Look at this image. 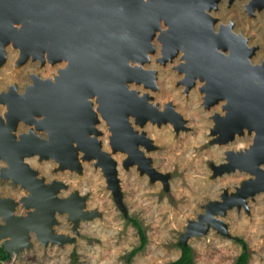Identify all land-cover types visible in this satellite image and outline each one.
<instances>
[{
  "label": "water",
  "instance_id": "obj_1",
  "mask_svg": "<svg viewBox=\"0 0 264 264\" xmlns=\"http://www.w3.org/2000/svg\"><path fill=\"white\" fill-rule=\"evenodd\" d=\"M217 2L0 0L1 62L4 61L3 47L10 40L21 47L20 62L28 58L45 62L44 55L51 64L65 62L52 78L34 76L22 93L12 86L0 94L3 95L1 102L6 106V122L0 117V158L5 162L0 178H11L12 182L24 186L30 192L25 197L29 203L26 208H34L26 215L18 216L13 211L16 202L0 198V215L6 222L0 225V239L9 236L2 243L4 252L15 254L31 247L28 231H34L45 244L48 241L51 244L66 243L69 236L56 233L52 227L58 224L55 219L57 210H67L75 226L81 218L91 220L96 214L94 210L82 209L86 196H81L77 190L59 197L57 194L65 184L57 180L45 183L44 177H38V172L24 160L27 157L52 160L59 164V169L64 166L80 169L77 157L80 150L85 159H97L96 164H101L109 176L106 187L112 190L117 204H121L116 162L110 159L109 152L100 150L98 132L94 127L98 120L91 101L86 100L94 92L100 98V112L112 123V151L126 152L124 168L136 162L140 173L147 172L154 180L159 175L160 179H167V175L152 169L151 157L138 150L141 137L148 151L150 141L132 130L128 117L134 116L135 123L142 125L147 118L159 123L166 121V117L178 120L179 116L170 108L171 102L165 112H158L157 106L152 108L147 103V96L139 97L135 91L128 92L124 83L134 77L151 80L150 72L128 63L129 57L141 64L147 61L146 52L154 49L150 41L160 23L167 27L160 38L165 58H168L161 63L184 51L188 77L198 72L208 78L209 95L213 96L210 104L219 96L231 97L226 105L231 112L219 118L216 125L217 131L226 138L225 142L232 140L235 130L244 125L260 129L248 146L234 150L235 153L228 150L224 158L228 160L224 166L226 172L239 168L249 172L251 177L244 183L239 182L234 192L228 193V189H224L218 200L203 204V214H197L196 220L188 222L180 242L185 244V238L192 230L202 232L210 227L229 234L224 221H210L208 209L213 206V209H220L219 213L233 205L236 210H240L241 205L248 209V200L264 189V169L260 168L264 162V133L260 134L264 131V77L258 76L264 73V67L255 70L258 66L249 63L250 49L242 42L246 40L241 39L239 33V36L233 35L230 25L214 31V21L206 13L211 7L216 9ZM14 23L19 24V29ZM230 42L233 47L228 46ZM236 45L239 46L237 49ZM152 73L156 74V70L153 69ZM20 120L35 124L33 130L16 137L13 130ZM37 130L45 131L46 137L37 135ZM123 137L132 141L119 143ZM229 195H232L231 203L226 204Z\"/></svg>",
  "mask_w": 264,
  "mask_h": 264
},
{
  "label": "rangeland",
  "instance_id": "obj_2",
  "mask_svg": "<svg viewBox=\"0 0 264 264\" xmlns=\"http://www.w3.org/2000/svg\"><path fill=\"white\" fill-rule=\"evenodd\" d=\"M227 2L228 0H220L218 9L209 13L211 16L213 13L220 16L225 22L228 19L233 20L234 31H241L247 36L249 45H259L251 61L264 59V13L255 12V16L247 14L243 7L246 0H234L229 7ZM163 29H165L164 25L160 30ZM155 36L151 39L154 49L149 52V61L143 66L144 69L156 70V89L145 87L140 82H133L129 88L151 96L148 101L153 105L157 104L161 112L166 110L167 107L164 106L168 100L173 102L174 110L181 117L184 128H174L173 126L179 125V121L175 124L168 118L167 123L162 121L160 126L147 123L143 127L156 144V146L153 144L155 147L152 146L153 149L150 153L146 152L145 156H151L152 169L168 175L167 179L162 180L159 176L154 180L150 178L149 173H140V167L136 162L129 165L128 169L124 168L126 152L119 149L115 155L116 151L109 148L107 152L118 161L117 177L122 194L119 205L112 190L106 187L109 176L103 174L101 165L97 164L98 167H94L92 165L94 159H85L82 152L79 151L81 173L69 167L61 171L56 168L57 165L52 160L39 161L37 156L27 158L26 161L38 170L37 172L43 175L46 181L57 179L65 184L61 187L58 196H66L77 190L81 196H86L85 206L82 209L90 212L94 210L96 214L91 220L81 218L78 225L74 226L75 223L68 212H56L55 216L59 222L52 227L57 232L69 236L66 243L44 246L34 240V246L24 248L0 260L1 264H127L126 256L138 246L140 237L137 229L124 218V214L136 218L141 223L147 238L144 248L131 257L129 264H167L180 256L181 250L178 244L185 234L188 222L196 220L197 214H203L202 205L208 200H218L221 187L228 186V191L232 192L243 178L251 177L248 172L238 169L229 172L230 174L218 175L222 170L216 166L222 164L225 150L233 148L238 150L236 148L239 147L243 149L250 143L251 136L244 134L235 136L228 144L219 143L224 138H221V133H214V131L218 132L216 129L218 119L213 117V114L218 111L221 113L215 114L223 117L227 113L225 101L218 100L224 103L223 111L222 102L205 109L202 104L207 106L208 100L204 101L203 97L202 89L205 85L203 78L195 77L194 81L197 82H194L195 87L193 83L188 84L181 68L183 59H186L182 51L175 54L178 56L174 55L171 60L161 63L162 45ZM4 52V61H0V94L10 86H16L20 92L25 85L30 84L31 73L43 78H52L65 65L64 61L51 64L32 58L20 62L18 51L11 46H6ZM190 88L192 90H189ZM182 91L190 92L185 95ZM92 101L95 111H98L96 101L94 99ZM5 111L4 105L0 102V113ZM209 115L212 122L208 119ZM99 118L101 123L103 122L100 126L103 132L101 139L104 141L100 149L107 150L109 144L106 135L110 134L109 126L100 115ZM149 121L152 119L149 118ZM213 121H216L215 127ZM20 124L29 126L24 121H20L15 132L13 130L17 136L18 131L26 129ZM210 126L211 132L209 131L210 134L206 136ZM209 139L212 142H208ZM141 146L142 148L139 149L146 147L145 144ZM2 166L3 163L0 167ZM260 167L264 169V162ZM11 189H14V192L16 190L14 196L24 193L10 180L0 178V196L10 193ZM22 196L24 195L18 198L16 207L25 209L26 206L21 201ZM252 199L248 200L247 211L243 205L240 210H236L234 205L223 215L217 213L215 209L210 210L214 218L212 220L226 223L228 235L212 227L202 232L191 231L185 238V244L192 249L194 264H234L237 256L242 252L241 245L237 242L238 238L244 240L250 250L247 264H264V189Z\"/></svg>",
  "mask_w": 264,
  "mask_h": 264
},
{
  "label": "flooded vegetation",
  "instance_id": "obj_3",
  "mask_svg": "<svg viewBox=\"0 0 264 264\" xmlns=\"http://www.w3.org/2000/svg\"><path fill=\"white\" fill-rule=\"evenodd\" d=\"M232 2H234V0H231V2L228 0V2H227V6L229 7L231 4H232ZM252 2H254V3H252ZM261 2L262 3H264V0H246V2H244V5H243V7H244V9H245V11L247 12V14H252L253 16H255V12H261L262 11V13H264V11H263V9H264V7H261V8H259L258 6H259V4H261ZM220 3V0H218V4ZM252 3V4H251ZM218 4L216 3V9H214V8H212V10L213 11H216L217 9H218ZM212 11V12H213ZM211 16V15H210ZM212 17V20L214 21V23H213V29H214V31H217L218 29H220V28H222L221 26H223V27H225V26H227V25H230V28H229V30H230V32L233 34V35H237L238 33L240 34V38L241 39H243V38H245V40L246 41H242L243 42V45H244V47H246L247 49H250V56H249V63L250 64H256V65H261L262 63H264V59H260L259 61H257V62H253V61H251V59H252V57L253 56H255V54H256V51L259 49V45H249V43H248V37L247 36H244L242 33H241V31H234V26H235V23L233 22V20H230V19H228V20H226V22L225 21H223L222 20V18L220 17V16H218V15H216V14H214L213 13V15L211 16ZM237 36H239V35H237ZM237 36L235 37V39L237 38ZM231 44V47H233V45H232V42H230L229 43V45ZM228 45V46H229ZM12 47V46H11ZM239 46L238 45H236V48L235 49H237ZM14 50H15V48H13ZM16 51H18V49H16ZM18 54V53H17ZM178 56V55H177ZM28 59H30V58H28ZM19 61V60H18ZM32 61V60H31ZM37 61H39V60H37ZM178 61V60H177ZM40 62V61H39ZM240 63L242 64V62L240 61ZM44 65V64H43ZM145 70H147V69H145ZM153 70V69H152ZM32 74V78L34 77V76H36V74L35 73H31ZM38 77H40V76H38ZM29 79H30V77H28ZM40 78H43V77H40ZM48 78V77H47ZM50 78V77H49ZM206 79V78H205ZM30 81V83H31V81H32V79H30L29 80ZM177 81V80H176ZM197 83V82H196ZM196 83H194V87L196 86ZM206 84H208V81H207V79H206ZM29 84H27V85H25L23 88H22V90L19 92L18 91V89H17V87L16 86H13V87H16V89H17V92L18 93H22V92H24L25 91V89H26V87L28 86ZM10 87H12V86H10ZM9 87V88H10ZM8 88V89H9ZM8 89H6V91L8 90ZM182 90H183V88H182ZM189 90H192V88H190ZM6 91H4V92H6ZM131 91H135V90H131ZM139 91V90H138ZM137 90L135 91V92H138ZM185 91H187V90H185ZM190 91H188V92H186V93H184L183 91H182V94H188ZM3 93V92H2ZM1 93V94H2ZM262 94H264V92H262ZM210 97H213V96H211L210 95ZM153 99H154V96H153ZM222 100L223 98H217V100L215 101V102H213L212 104H208L207 106H205V105H203L202 104V106L205 108V109H208V108H211V106L213 105V104H218V103H220V102H222V101H218V100ZM168 102H171V101H169L168 100ZM225 102H226V100H225ZM3 104V103H2ZM159 104V103H158ZM216 104V105H217ZM224 103L222 102L221 103V109H222V111H223V107H222V105H223ZM4 105V104H3ZM215 106V105H214ZM4 107H5V109H6V106L4 105ZM174 104H173V102H171V106H170V108L172 109V111L173 112H175V110H174ZM177 109V108H176ZM146 109H144V113H146L147 111H145ZM6 112V111H5ZM4 112V113H5ZM99 112H100V110H99ZM4 113H0V117H4ZM95 113V112H94ZM215 113H221V112H218V111H215L214 112V114ZM176 114V113H175ZM213 114V115H214ZM95 115H96V113H95ZM225 115V114H224ZM223 115V116H224ZM210 116L211 115H209L208 116V119H210ZM96 118H97V123H95V124H97V126H95L94 125V127H95V130H96V132H98V134H97V139L99 140V142H100V148H102L103 147V145H104V141H102V136H103V132H102V127L100 126V124H102L101 123V120H100V118H98V116L96 115ZM102 118V117H101ZM106 118V117H105ZM222 118V117H221ZM134 120H137L134 116H129L128 117V123L130 124V126H132L131 128H132V130L134 131V132H136V134H138V135H140V137L141 136H143L144 138L146 137L147 139H149V141H150V150L151 149H153L152 148V146H156V144H154L153 143V140H152V138L151 137H149L148 135H147V133H146V131L143 129V127H144V125H146L147 123H150V124H155V125H157V126H160L161 125V123H163L162 121L161 122H157V120H154V121H149V118H147L146 120H145V122L142 124V125H136V123H135V121ZM187 120V119H186ZM211 120V122H212V119H210ZM108 121V120H107ZM109 122V124H110V127H111V130H109V132L111 133V134H107L106 135V137H107V140H108V149L106 150V151H108L109 150V148H112V146H111V142H110V140L108 139V138H110V136L112 137V135H113V129H112V123L110 122V121H108ZM187 122H188V120H187ZM186 122V123H187ZM167 123V122H166ZM166 123H164V124H166ZM183 123V122H182ZM216 124L218 125V123L216 122ZM20 125H24V124H20ZM19 125V126H20ZM212 125V124H211ZM17 126H18V124H17ZM25 127H26V129L24 130V131H18V133L19 134H23V133H28V131L30 130V129H32L33 130V127L34 126H27V125H24ZM174 128H176V129H180V128H183V127H180V126H173ZM210 128H211V126L209 127V130H208V133L206 134V136H208L209 134H210V132H211V130H210ZM212 129V128H211ZM107 131V130H106ZM210 131V132H209ZM36 134L37 135H39L40 137H46V132L45 131H40V130H37L36 131ZM125 137V136H124ZM124 137H123V140H121L119 143H121V142H124V141H127L128 143H129V141H132V139L131 138H128V139H124ZM248 137H250V136H248ZM212 139H213V137H212ZM129 140V141H128ZM144 141L145 140H143V138L141 137V140H140V142H138L137 143V148H138V150H140V151H142V152H144V154L146 153V152H148V153H150V150L148 151V150H146V147H145V149H139V147L140 148H142V146H141V144H143L144 143ZM208 142H212V140L211 139H209L208 140ZM154 144V145H153ZM215 144V143H214ZM250 144V143H249ZM248 144V145H249ZM248 145H246V146H248ZM154 146V147H155ZM246 146H244V147H246ZM239 148H241V147H239ZM239 148H236V149H239ZM234 149V148H233ZM117 151H119V150H116V153H115V155L118 153ZM224 154H225V152H224ZM114 155V156H115ZM149 157H151L150 155H148ZM224 155L222 156V161L221 162H224ZM31 157H29V159H30ZM38 158V157H37ZM40 161V160H39ZM97 159H94L93 161H92V165L94 166V165H96V166H94V167H98V165L96 164L97 162ZM113 161H115L116 162V166H117V162L118 161H116V158H114L113 157ZM2 162V161H1ZM3 164H4V166H5V162H2ZM2 163L0 164V165H2ZM27 163L29 164V162L27 161ZM29 166H31L30 164H29ZM32 167V166H31ZM33 168V167H32ZM33 169H35V168H33ZM117 169V168H116ZM128 169V168H127ZM36 170V169H35ZM36 171H38V170H36ZM140 172V171H139ZM49 173H50V169H49ZM44 177L43 175H40V173H38V177ZM168 176V175H167ZM246 177H248V176H246ZM1 179H6V178H1ZM8 180H10V179H8ZM52 180H57V179H50L49 181H46V179H45V177H44V181H45V183H49V182H51ZM11 181V180H10ZM57 181H60V180H57ZM12 182V181H11ZM14 185H16L18 188L20 187L23 191H24V193H21V194H18L17 196H14V194H15V192H16V190H15V192H14V189H11V192L10 193H8V194H5V195H2V196H0V198H8V199H10L11 201H14V202H17V200H18V198L21 196V195H24V196H22V198H25L26 196H28L29 195V191L26 189V188H23V187H21V186H19L18 184H16V183H14V182H12ZM236 185V184H235ZM235 185H233V187L235 186ZM237 185H238V182H237ZM222 189H221V192H223V189H229L228 188V186H225V187H221ZM14 192V193H13ZM220 192V193H221ZM219 193V194H220ZM69 195V194H68ZM68 195H66V196H68ZM59 197H65V196H59ZM17 204V203H16ZM15 204V205H16ZM13 206V211H14V214L15 215H18V216H24V215H26L28 212H31V211H33V207H32V209L31 208H25L24 209V207H20V206ZM4 208H5V206H3V208H2V210H4ZM19 208V209H18ZM18 210V211H17ZM57 216H55V219L57 220V218H56ZM58 221V220H57ZM59 222V221H58ZM6 222H5V220L2 218V216L0 215V225H3V224H5ZM56 224H54V226H55ZM56 231V230H55ZM57 232V231H56ZM57 233H62V232H57ZM8 237H5L4 239H0V240H2L1 241V247L0 248H2L3 249V246H2V243L4 242V240L5 239H7ZM28 240L30 241V243H31V246H34V240H37L40 244H42V245H47V244H51L49 241H48V243H43L40 239H38L37 238V236H36V233L34 232V231H28ZM52 245V244H51ZM6 253V252H5ZM10 255H12V254H9V256Z\"/></svg>",
  "mask_w": 264,
  "mask_h": 264
},
{
  "label": "bare ground",
  "instance_id": "obj_4",
  "mask_svg": "<svg viewBox=\"0 0 264 264\" xmlns=\"http://www.w3.org/2000/svg\"><path fill=\"white\" fill-rule=\"evenodd\" d=\"M252 3H254V2H252ZM251 3V4H252ZM217 4H218V2H217ZM259 8H261V7H264V3H262L261 2V4H259V6H258ZM212 8L213 7H211V10H209V11H212ZM205 11V10H204ZM209 11H207L208 13H206V14H209V15H211L210 13H209ZM14 25L16 26V28L17 29H19V24H16V23H14ZM161 26H163V24H161L160 23V27L158 28V30L156 31V33H155V38L161 43V50H160V60L161 61H163V60H165V59H168V58H165V52L163 51V48H164V44H163V40H161V38H160V35L163 33V31L165 30V29H163V31L162 30H160V28H161ZM165 27H166V25H164ZM221 27H223V26H221ZM167 28V27H166ZM160 30V31H159ZM159 31V32H158ZM150 44L151 45H153V43L150 41ZM229 45V44H228ZM6 46H12V48H15V50L16 49H18V58H20V55H21V47H20V45H15V42H14V40H10L9 41V43L8 44H6V45H4V47H3V51L5 50V48H6ZM228 47V46H227ZM230 47V46H229ZM31 52H32V50H30L29 51V55H31ZM183 53H184V51H182ZM148 54H149V51L148 52H146V56H147V61H145V62H148L149 61V56H148ZM177 54V53H176ZM4 58H5V52H4ZM44 57H46L45 58V62H49V63H51L49 60H48V58H47V56L46 55H44ZM183 57H186L184 54H183ZM171 60V59H170ZM184 61L181 63V68H183V73L186 75V77H185V79H187V81H188V84H194V82H196V81H194L195 80V77H199V78H203L202 80L205 82V85H204V88L202 89V92L204 91V101H206V100H208V104H210L213 100L211 99V97H210V92H209V87H207V85L208 84H206V79L208 80V78L207 77H205L204 75H202V76H200L199 74H198V72L197 73H195V74H193V75H191V76H189L188 77V70H187V68L185 67V65H186V59H183ZM139 60H137V59H131V57H129V63L128 64H130V66H140L141 68H143L144 69V63L145 62H143L142 64H141V62L139 61ZM43 62H44V60H43ZM165 63V62H164ZM183 65H184V67H183ZM254 66H258V67H256V69L255 70H257L258 68H260L259 66H263L264 67V63H262L261 65H256V64H253ZM139 67V68H140ZM147 69V68H146ZM145 70V69H144ZM145 71H147V72H150V74H151V80H147V81H145L144 79H142V78H132L131 80H128L127 82H124L125 83V85H126V89H127V91L128 92H131V90H137V89H134V88H129V86H130V84H132L133 82H140V83H143L144 84V86L145 87H150L151 89L152 88H155V78H156V74H154V73H152V69H147V70H145ZM258 76H260V77H264V73H262L261 75L260 74H258ZM206 78V79H205ZM253 80V82L255 83V79H252ZM156 89V88H155ZM138 91V90H137ZM208 93V94H207ZM137 96H147L148 98H147V103L150 105V107H155V106H157V110H158V112H161V110L159 109V107H158V105L157 104H152L151 102H149L148 100L149 99H151V96H148L145 92L144 93H142V94H140V91H138L137 92ZM1 98H0V102L1 101H3L2 100V98H3V95H1L0 96ZM219 97H222L223 98V100L225 101L226 100V102H225V109H227V113L226 114H228V113H230L231 112V110L228 108V106H226L227 105V103L231 100V97L230 96H219ZM218 97V98H219ZM95 100L96 101V103H97V105H98V111H95L96 109H94V107H93V105H94V103H93V101L92 100ZM86 100H88V101H91V103H92V110L96 113V115L98 116V118H99V115L104 119V121L106 122V124L109 126V130H111V127H110V124H109V122L107 121V118H105L103 115H102V113L101 112H99V106H100V98H99V96L94 92L92 95H91V97H87V99ZM221 100V99H220ZM94 101V102H95ZM2 103V102H1ZM167 104H168V102H166V106H164V107H167ZM96 105V104H95ZM168 108V107H167ZM166 108V109H167ZM166 111V110H165ZM164 111V112H165ZM98 112V113H97ZM174 113H176V115H178L179 116V119L178 120H173V119H171V118H169V117H166V118H168V120H172L175 124L179 121V125L178 126H180V127H183L184 128V126H183V123H181V117H180V115L175 111ZM99 114V115H98ZM226 114L224 115V116H226ZM223 116V117H224ZM213 117H215L216 119H219V118H221V116L219 117V115H217V114H214L213 115ZM2 118V120L4 121V122H6V119L4 118V117H1ZM166 118H163V119H166ZM151 119V118H150ZM20 121H24V120H20ZM20 121H19V123H20ZM152 121H154V120H152ZM25 122V121H24ZM164 122H167V121H164ZM214 122V121H213ZM216 122V121H215ZM215 122L213 123L214 124V126L213 127H215ZM18 123V124H19ZM26 124H29L28 122H25ZM35 123H31V124H29V126H33ZM243 125V124H242ZM95 126H96V124H95ZM16 129H17V127H16ZM15 129V130H16ZM246 130V132H244ZM257 131L259 132L260 131V129L258 128V127H249V126H246V125H244L241 129H239V130H235V136H241V135H244V134H248V135H250L251 136V141H250V143L252 142V140L257 136ZM15 132V131H14ZM214 133H220V132H216V131H214ZM262 133H264V131H261L260 132V134H262ZM111 134V133H110ZM16 135V137H18L19 135H21V134H19L18 136H17V134H15ZM91 136H93V134H91ZM259 137V136H258ZM110 138H111V136H110ZM109 138V139H110ZM221 138H224V139H222V141H219V143H222V142H225L226 140V138L225 137H222L221 136ZM235 138V137H234ZM234 138L232 139V140H228L227 142H226V144H228L229 142H232L233 140H234ZM230 139V138H229ZM144 144V143H143ZM113 148H111V150H112ZM101 150V149H100ZM228 150H230V152H231V150H233V149H227V150H225V153L228 151ZM80 150H78V153H77V157H78V161H79V164H80V159H79V153L81 152H79ZM101 151H106V150H101ZM233 152L235 153V151L233 150ZM84 154V153H83ZM149 157V156H148ZM225 157H226V154H225ZM27 158H29V157H27ZM27 158H25L24 160L26 161V159ZM113 159V157L111 156V154H110V159ZM227 159H228V156H227ZM0 161H2V162H4L1 158H0ZM41 161H46V160H41ZM27 162V161H26ZM225 162V163H224ZM224 162H222V164L221 163H219L216 167L219 169V168H221V170H224L225 169V167H224V164L225 165H227L228 164V160L226 161V159H225V161ZM55 163V162H54ZM56 164V163H55ZM57 165V167L56 168H58L59 169V164H56ZM99 165H101V164H99ZM2 167H4V166H2ZM2 167H0V170H1V168ZM65 167H69L70 169H71V167L70 166H64V168H61L60 170L61 171H64V170H66V168ZM101 167V169H102V172H103V174L106 176L107 175V173L103 170V168H102V166H100ZM260 168H262V167H260ZM78 173H81L82 171V168L80 167V169L79 168H74ZM234 169H238L239 170V168H234ZM234 169H232L233 171H234ZM263 169V168H262ZM232 170H229L228 172H226L225 170L223 171V173H220V174H218V175H222V174H224V173H229V172H231ZM58 171V170H57ZM240 171H243V170H240ZM245 171V170H244ZM75 172V171H74ZM117 173V172H116ZM118 174V173H117ZM161 174H163V173H161ZM248 174L251 176V174L248 172ZM159 176H161V175H159ZM8 178H10V177H8ZM116 178H117V175H116ZM250 178V177H249ZM11 179V178H10ZM12 180V179H11ZM245 180H248L247 178H243L241 181H240V183H244V181ZM16 184H20V183H16ZM21 185V184H20ZM21 187H23V188H25L24 186H22L21 185ZM237 187V186H236ZM224 190V189H223ZM74 192V191H73ZM232 192H234V190L232 191ZM228 193H230L229 191H228ZM58 195V194H57ZM228 197V196H227ZM232 197V195L230 196L229 195V198L227 199V201H226V204H229V203H231L230 202V198ZM22 200V203H24L25 204V206L27 207V205H29V203H28V201H27V199L26 198H21ZM211 201H213V200H211ZM16 206V205H15ZM84 206H85V204H84ZM234 206V205H233ZM233 206H227L226 207V211L224 212V213H222V212H220L221 213V215H223V214H226L227 213V211L228 210H230ZM213 207V206H212ZM212 207H210L209 209H208V213H210V212H212V211H210L211 209H213ZM82 208H84V207H82ZM32 209V208H31ZM240 209H241V206H240ZM215 210H219L220 211V209H215ZM225 210V209H224ZM245 210H247V209H245ZM66 212H68L67 210H65ZM218 211V212H219ZM56 212H59L58 210L56 211ZM56 212H55V215H56ZM63 212V211H62ZM217 212V213H218ZM60 213V212H59ZM69 213V212H68ZM1 214V213H0ZM207 215V214H206ZM212 219H214L213 218V216H211L210 215V221H213ZM220 222H221V220H220ZM211 223V222H210ZM222 223H223V221H222ZM74 226H75V224H74ZM198 226V225H197ZM55 231V230H54Z\"/></svg>",
  "mask_w": 264,
  "mask_h": 264
},
{
  "label": "trees",
  "instance_id": "obj_5",
  "mask_svg": "<svg viewBox=\"0 0 264 264\" xmlns=\"http://www.w3.org/2000/svg\"><path fill=\"white\" fill-rule=\"evenodd\" d=\"M124 218L127 221L131 222L132 226H134L137 229L140 237V243L138 244V246L134 247L126 256L127 264H129L131 261V257L137 251L144 248L147 238L145 236L143 226L136 218L130 217L127 214H124ZM237 242L241 245L242 252L237 256L234 264H247L250 255V250L247 244L244 242V240L238 238ZM178 246L180 247L181 250L180 256L176 260L171 261L167 264H194L193 252L191 247L188 244H184L183 242H179ZM7 257H9V253H5L4 250L0 248V260L6 259Z\"/></svg>",
  "mask_w": 264,
  "mask_h": 264
},
{
  "label": "clouds",
  "instance_id": "obj_6",
  "mask_svg": "<svg viewBox=\"0 0 264 264\" xmlns=\"http://www.w3.org/2000/svg\"><path fill=\"white\" fill-rule=\"evenodd\" d=\"M53 245V244H52ZM10 254V253H9Z\"/></svg>",
  "mask_w": 264,
  "mask_h": 264
}]
</instances>
